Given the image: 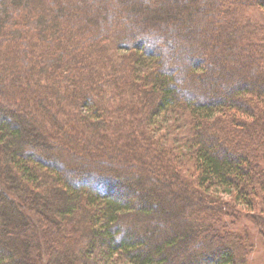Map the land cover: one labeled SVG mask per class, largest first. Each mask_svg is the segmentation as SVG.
Returning a JSON list of instances; mask_svg holds the SVG:
<instances>
[{"label": "trees", "instance_id": "1", "mask_svg": "<svg viewBox=\"0 0 264 264\" xmlns=\"http://www.w3.org/2000/svg\"><path fill=\"white\" fill-rule=\"evenodd\" d=\"M154 2L0 0V264H249L264 0Z\"/></svg>", "mask_w": 264, "mask_h": 264}, {"label": "rangeland", "instance_id": "2", "mask_svg": "<svg viewBox=\"0 0 264 264\" xmlns=\"http://www.w3.org/2000/svg\"><path fill=\"white\" fill-rule=\"evenodd\" d=\"M145 2H146V5H153V4L155 5L154 0H145ZM254 14H255L254 15L255 17H259V16L261 17V15H264L262 11L256 12ZM170 22L167 23L168 27L175 30V28L171 27ZM170 63L171 62H169V64ZM177 133L179 132L177 131ZM213 190L215 191V193H221L220 191H217L216 189H213ZM223 196L224 198H229L228 194L226 193H223ZM126 198L134 199L132 196L130 197L126 196ZM238 209L242 213V217L241 219L237 221V225L235 224L234 227L236 229L238 228L239 229L238 231L247 232L249 234V238L252 244L254 245V249L251 251L248 262L249 264L251 262H253V264H264V230L260 228V222H258L254 218V216H258V215H255V213H259L258 209H263L262 205L257 207L256 209H250L247 205L240 203L238 205Z\"/></svg>", "mask_w": 264, "mask_h": 264}]
</instances>
